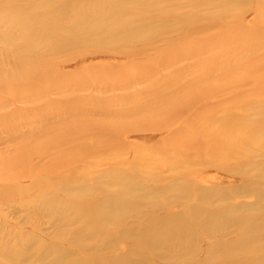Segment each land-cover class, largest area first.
<instances>
[{
	"label": "rangeland",
	"instance_id": "1",
	"mask_svg": "<svg viewBox=\"0 0 264 264\" xmlns=\"http://www.w3.org/2000/svg\"><path fill=\"white\" fill-rule=\"evenodd\" d=\"M13 1L14 3H18L23 0H10L12 3ZM41 1L43 5L51 2V0H46V3L45 0H40L39 2L38 0H35V2L33 0L31 2H37V4L42 7L43 5H41ZM98 1L100 2L105 0ZM107 1L109 0H106V4L109 3ZM118 1L119 0L116 1L117 3L115 7L114 5H111L100 8V10H102L100 11L101 14L98 16L96 15L97 17L95 18H101L102 22H100L99 25H96L97 27L91 25L90 29H88V34L87 31L85 34H81V27L80 30H78L79 27L71 22V18L74 15L72 13L74 12L73 7H71V9L65 10L63 15L61 14V19L66 21H57L56 19H53L54 21H49L50 25H47L49 30L48 33H61L62 38L64 39L60 45V48L58 47L57 49H52V54L47 56V58L53 62L52 69L54 74L60 78L59 81L66 85V93L61 94L58 89L50 88V92L45 91L40 95L38 94L34 101L16 102L12 99V95L0 91V264H228V262L231 264H240L238 261L240 259L241 264H256V261L257 264H264V235L260 237L256 236L253 234L252 230V227L259 226V224L264 223L261 220L264 216V183H262L264 181L263 142L261 144L263 147L255 146L257 149L252 148L251 151H249L250 153L247 152L246 154H243L242 158L247 159L246 162L248 163L251 157V160L254 159L252 160V163L250 162V164L245 166V169L243 170L236 166L229 168V171L219 170L212 166H203L199 163L201 160H204L203 157H198L195 155V153L188 152L191 161L182 163L179 166L180 169L186 170L187 173L178 174L172 178L170 172L165 167H155L150 170H145L143 168L141 169L139 167L140 164L137 161L144 159L145 156L141 158L142 156L140 155L142 153L136 152L129 148L123 149V151L120 153V157L115 161H109L110 164L104 163L98 165H87L85 161L91 163V160L102 159V156H104L103 151L107 147V134L105 132H99L97 134L93 130H86L84 142L88 147L96 149L95 151H88V153H86L87 156H85V158L87 160L83 158L76 160L73 162V164L67 167L60 168L54 173H49L48 176H42V174H36L35 176L31 174L30 167H46L52 160H58L57 158L61 156L63 151L70 150V153L72 155L75 154V156L80 153V150L77 147L80 133L72 132L68 135H61L64 125L70 118H65L67 115L64 113L61 114L64 109L61 107V101L65 102V104H70L68 107L70 110L83 113V115L85 114V116L90 119L96 117L99 108L108 111L114 109L132 108L134 105L132 102L134 99L133 93L135 92L136 88L131 87V89L128 90L115 87L112 88L113 86L110 83V79L114 76L130 77V68L124 67L126 63V59L123 57L124 53L129 54L131 51V54L134 53L132 57L150 56L156 54L157 52H162V50H167V47L169 48L174 44L176 36L182 29V24L178 19L171 16L168 17L166 15L168 12L177 11L174 13L180 14L181 16L184 15L183 17H187L188 15L190 16L191 14L198 12L197 16L194 17V22H191V33L194 31L193 35L197 38H203L210 35L213 36V33L217 34V32L222 29V27L225 28L226 25L230 24L232 21V23H235L237 26L243 27L245 29L254 28L256 30L255 36L259 35L257 37H260L261 35L260 38H264L263 0H233V2L232 0H228L225 4H220L221 2L219 0H215L216 2L213 0H143L144 2L142 0H123L122 2V0H120L119 3ZM230 1L231 5H228V7L227 4H230ZM1 2L0 8L3 7L2 9L8 8L10 5L9 0H5V4H2ZM31 2L24 0L23 3L30 4ZM78 2L81 3H78L77 5H82L81 0ZM85 2L83 0V4H88L87 6L85 5V10L87 12L81 14L78 13V15H81V18H84L88 24H93L95 21L92 22L93 17L90 16H93L91 14L95 13L97 10L95 8V1L85 0ZM139 2L141 4H139ZM193 2L195 3L194 5H192ZM181 3L184 4L181 5L182 8L180 7ZM245 3L247 4L245 5ZM134 4H137V6ZM164 4L165 6H163ZM200 5H202V7H200ZM235 6H237V8H235ZM198 7H200L201 10ZM203 7H206L205 10ZM212 7L213 10H211ZM144 8H146L148 11ZM174 8H176V10ZM107 9L109 11L111 10L110 12L119 13L124 9L126 12L123 11V16L126 14L124 17L127 16V20L131 19L130 21L133 20L132 22L138 25L133 26V23H131V28L136 31H140L141 29L142 32L146 30L148 36H146V34L138 39L134 38L131 41H121V39L117 36V33L120 31V29L118 27L117 29H113L111 27V29L108 23H104L107 22L106 19H108L106 18L107 16L103 14H107V12H105ZM168 9L170 11H168ZM186 9L189 12H187ZM69 10L71 13H69ZM164 10L166 13L164 12L165 14L163 18H160V16L153 18V14L155 12L157 13V11L160 12ZM218 10H222V13L226 12L227 14L221 15V17L219 14L221 12H218ZM150 11H152V13ZM216 13L219 14V16L216 15ZM139 15L141 18L143 17V19H140V17H138ZM207 15L209 18H207ZM212 15H216L213 17L218 19H213L210 17ZM0 18H3V14L1 13ZM134 18H136V20ZM154 19L159 23L156 22V24H154ZM135 21L138 22L135 23ZM1 22L3 23L4 21ZM2 23H0V68H5L10 66V64L13 62V59L11 56H9L10 50V52L21 53L20 56L23 55V52L17 48L18 45L16 40L9 39L8 36H12L9 35V26H7L5 23L2 25ZM160 24L161 26H159ZM51 25L53 27H51ZM206 25L208 26L206 27ZM62 26H64V29L68 27V30L67 28L66 30H62ZM148 27L150 29H148ZM108 30H110V32H108ZM170 30L172 31L170 32ZM70 31L73 32V34ZM99 31H102V34ZM168 31L169 33H166ZM65 33L67 35H69L68 33H71V35L68 37ZM151 33L158 37H152L153 34ZM103 36L104 38H102ZM6 37H8V40H6ZM51 38L52 39L49 40V43L53 44V41H55V39L58 37L54 35V40L53 37ZM5 41L7 42V47L9 48L6 47ZM93 41L97 42L96 44H100H98L99 48H97L98 46ZM166 43L168 44L165 45ZM62 44L66 47H63ZM37 45L34 50L41 51L44 48L43 43H37ZM133 45L136 48L133 47ZM229 45L230 44L224 46L223 48H230ZM103 46L106 50L103 49ZM158 46H160V48ZM146 48L149 50H146ZM17 49L19 51H16ZM60 49L61 52H59ZM213 49V51L210 50L212 53L208 52V54L210 53L212 55H216L217 52L220 53V49L218 47ZM263 52L264 49L261 51V53L258 52V55L260 54L257 57L259 60L264 59V54L262 57ZM230 53L228 52V55L232 57L235 51H231ZM25 55H27V53ZM27 56L34 58V60L37 58L36 52L34 51L31 53L28 52ZM53 57L56 58L53 60ZM177 58L174 63H172V65L166 69V71L162 68H158L156 69V73L158 75H162L164 72H182V69H184V73L181 75H186L188 73L186 68L189 66L191 60L189 58H185L184 55H177ZM175 63L177 65H174ZM233 79H238L236 80L237 90L234 88V85H229L225 87V93H227L228 96L231 94H236L237 97L238 95H242L236 100H233L231 104H235L236 102L234 103V101H238V104H244L246 108L245 110L238 113L236 123H238L240 127L244 128L253 124L255 125V122L259 121L258 125L260 124V126L263 125L264 127V116L262 117L264 114L261 113L264 112V88L257 90L260 91L259 94L257 91H253L251 93L252 79L249 78L248 75L245 78L244 74H235L234 78L232 77V80ZM218 81L220 80H213V83H217ZM140 86L139 84L135 85L137 89ZM228 87H231V89ZM254 92L256 94H254ZM252 94H254L256 97ZM215 98L216 99L211 97L208 101L213 102L218 99V97ZM139 99L142 100L144 98L140 97ZM242 99L245 100V102L242 103ZM247 103L251 104V106ZM58 112H60V115ZM227 112L228 111H217V113H221V116H228ZM255 113L258 114L256 115ZM228 114H230V112H228ZM224 124L226 125V122H224ZM95 133L98 137L93 135ZM165 133L166 132L133 131L129 132L122 138L127 142L148 147L152 144H155ZM114 139L115 138H113V140ZM43 143L46 144V146H44ZM29 146L42 147V153L32 154L30 152L27 158L25 157L22 160H11V158L17 156L21 148L26 149L29 148ZM252 151L255 154H253ZM198 158L200 159L197 160ZM258 161L261 162L259 163V166L257 163ZM224 162L226 165H228L231 161L230 159L226 158L224 159ZM251 164H255V166L253 165L255 169H251ZM82 165L85 167L84 171L87 174V178L83 183L84 186L81 187L77 184H74V181H77L75 180V173L79 171L80 168H82ZM248 167L250 168L248 169ZM107 170L109 171L107 172ZM245 171L248 172L246 173ZM239 172L240 174H244L246 176L245 183L240 179ZM56 173L72 180L73 183L72 181H69L71 183L68 184L71 186H66L64 190L55 187L54 183L55 181H58L56 179ZM259 174L260 176H258ZM69 176H73V179L72 177L68 178ZM113 176L115 177V180ZM38 177L41 179L37 185L35 183L34 185L32 182ZM116 183L119 185V187L115 185ZM73 184L75 186H73ZM80 189L82 191H80ZM105 189H107V191ZM255 189L258 191V196L262 197H258V201L256 197H254ZM108 190H111V192L114 190L115 192H119V194L121 193L119 202L115 203L113 201V196L110 195L111 192ZM155 192L158 193L156 194ZM155 195L158 197H155ZM86 197H91L92 201H89L86 199ZM152 198L155 199L153 200ZM107 199L109 202H111V205L106 202ZM94 201L97 203V220H99V222H96L97 220L95 221L89 216L90 207ZM82 202L88 203L86 206H84ZM125 202H131L132 204H124ZM101 203L104 206L101 207ZM106 206L109 209L104 208ZM116 206L118 207V210ZM135 208H138V211ZM158 209L160 211H158ZM75 212H77V214ZM80 214L85 215H81V218ZM119 214H121V216ZM134 216L137 217L135 218ZM130 217L131 220L129 222ZM86 221H89L88 223L90 224L86 223ZM156 222H159L160 225ZM153 223H155L157 226H154ZM161 225L163 227H161ZM104 226H106V228ZM167 229L172 231V233L174 231L176 235L174 233V235L169 234L170 231ZM186 229L188 231H185ZM245 230H247V232ZM93 232L97 233L94 234ZM179 233L181 236H183L181 237ZM142 234L145 235V237ZM158 234L160 237L162 236L161 238H163L160 241L159 239L161 238L158 237ZM142 237H144L145 241H141L143 239ZM146 238H148L149 242H147ZM177 240L180 241L176 242ZM167 241L170 243L169 246H167L169 244ZM145 242L147 247L144 246L146 244H143ZM157 242L163 245H158ZM152 243L157 244L158 246L153 245ZM151 248L153 249L152 251L150 250ZM158 255L162 258L160 259ZM225 255L230 256L226 257ZM251 258L255 261H253ZM258 258L262 259L260 260ZM234 259H236L237 262Z\"/></svg>",
	"mask_w": 264,
	"mask_h": 264
},
{
	"label": "bare ground",
	"instance_id": "2",
	"mask_svg": "<svg viewBox=\"0 0 264 264\" xmlns=\"http://www.w3.org/2000/svg\"><path fill=\"white\" fill-rule=\"evenodd\" d=\"M1 1L2 0H0V2ZM4 1H2L1 3L3 4ZM25 1H27V0H25ZM28 1L31 2L33 0H28ZM39 1L40 0H38V2ZM78 1L79 0H51L50 3H47L45 5H43V3L41 1L40 2V3H42L41 5L44 6V8H43V6L42 7L39 6V4H37V2L34 3L35 0H34V2H31L30 4H28L29 2L23 3L24 0L21 2H18V3H14V1L12 3L9 0L10 5L8 8H4V9H2L3 7L0 8V13L3 14V18H0V23H2L1 21H4L3 23H5L7 26H9V32L10 33L9 32L8 33H9V35H12V36H8L9 39L16 40L17 45H18L17 48L23 52L22 53L23 55L20 56L21 53L10 52L11 50L9 51V56H11V58L13 59V62L8 67L0 68V91H3L5 93L12 95V99L16 102H23V101L24 102H26V101L31 102L32 100L34 101V99L37 97L38 94L40 95L41 93H44L45 91L50 92L49 91L50 88L51 89L52 88L58 89L61 94L66 93V91H67L65 88L66 85H64L63 82L59 81L60 78L56 74H54V71L52 69L53 62H51L52 60H48V58H47V56L52 54V52H51L52 49H57L58 47L60 48V45L64 41V39L62 38L61 33L60 34L57 32L56 33L53 32L51 34L48 33L49 30L47 28L48 27L47 25H50L49 21H54L53 19H56L57 21H60V20L66 21V20H62L61 16L63 15L65 10L71 9V7H73L74 12H72V13L74 15L72 14L73 16L71 18L72 19L71 22L74 25L79 27V29L77 27L78 30H80V27H81V30H80L82 32V33L80 32L81 34H85L86 31L88 34V29H90L91 25H94L95 27H97L96 25H99V23L102 22L101 18H99L101 21L99 19L95 18L99 14H101L100 11H102V10H100V8H102L103 6L106 7V6H111V5H114V7H115L116 3H117L116 2L117 0L116 1L115 0H109V1H107V2H109L107 4H106V0L100 1V2L98 0H93V1H95V4H96L95 8L97 10L95 13H92V14L90 12L89 13L91 15H93V16H90V17H93V20L91 19L92 22L93 21H95V22L93 24H90V23L88 24L84 18H81V15L80 16L78 15V13L81 14V13L87 12L85 9H86V6L88 4L87 5L83 4V0H81L82 5H77L79 3ZM119 1H118V3H119ZM172 1H174V0H172ZM213 1H215V0H213ZM219 1L221 2L220 4H225V3H227L226 1H228V0H219ZM239 1H241V0H239ZM84 2H85V0H84ZM122 2H123V0H122ZM232 2H233V0H232ZM45 3H46V0H45ZM160 3L162 4L161 1H160ZM210 3H212V2H210ZM2 4H1V6H2ZM139 4H141V3L139 2ZM182 4L183 3L180 4V7ZM194 4L195 3L193 2L192 5H194ZM246 4L247 3H245V5ZM134 5L137 6V4H134ZM228 5H231V1H230V4H227V6ZM38 6H39V8L37 9ZM118 6H119V4H118ZM163 6H165V4ZM227 6H225V7H227ZM126 7H128V6H126ZM200 7H202V5H200ZM200 7H198V8L200 9ZM223 7H224V5H223ZM194 8H196V7H194ZM205 8H204V10H205ZM217 8H218V6H217ZM235 8H237V6H235ZM144 9H146V8H144ZM174 9L176 10V8H174ZM190 9H192V8H190ZM165 10L160 11V12L157 11V13L153 12L154 13L153 18L158 17V16H160V18H163L164 14L166 13ZM211 10H213V7L211 8ZM222 10H223V8H222ZM222 10H220V11L218 10V12H221V13H219L220 16L223 14L226 15L227 13L226 12L222 13ZM58 11H60V12H58ZM61 11H63V12H61ZM75 11H78V12H75ZM110 11L107 9V11H105V12H107V14L103 13L104 15L107 16V17L106 16L105 17L108 18V19H106L107 22H104V23H108L110 25L109 26L110 28L112 27L113 29L114 28L117 29V27H118L120 29V31L117 33V36L121 39V41H124V42L131 41L134 38L138 39V38L142 37L143 35L147 34L146 30L142 32L141 29H140V31H136V30H133V28H131L132 26H130V24L133 23L132 22L133 20L132 21H130L131 19L127 20L128 19L127 16L124 17L126 14L123 16V13L126 12V11H124V9H123L124 12L122 10L121 11L119 10L120 13L119 12H110ZM152 11H150V12L152 13ZM168 11H170V10L168 9ZM174 12H177V11H174ZM174 12L171 11V12H168L166 14L168 17L171 16V17L178 19L182 24V29H181L180 33H178V35L176 36L174 44L171 45V47H169V48L167 47L166 48L167 50H162V52H157L156 54H153L150 56L132 57V55L134 53L131 54L130 53L131 51L129 52V54H131V55H129L128 53H126V54L122 53L123 57L126 59V63H125L124 67L130 68L131 75H130V77H127V76L115 77L114 76L110 79V83L113 86L112 88L115 87V88H119V89H123V90L131 89V87L136 88L135 92L133 93L134 99L132 100V102L134 103V105L132 106V108L131 109L130 108L129 109H114V110H109V111L102 109V108H99L96 117L93 119H90V118L86 117L85 114L83 115V113H78L76 111L70 110L68 108L70 104H65V102L61 101L63 104V105L61 104V107L64 108L63 111L61 112V114L62 113L66 114L67 116L65 115L66 116L65 118L70 117L67 120V123L64 125V128L62 129L61 135H64V134L68 135L69 133H72V132L80 133V138H79V141L77 144V147L80 150V153L77 156H75V154L72 155L70 153L71 152L70 150L63 151L61 153V156H59V157L57 156L58 160H56V159L52 160L49 163V165H47L46 167H41V166L30 167V172L32 175L36 176V174L37 175L42 174V176H48L49 173H54V172H56V170H58L60 168L67 167V166L73 164V162L76 160H80L81 158L87 160L85 158V156H87L86 153H88V151H91V152L93 150L95 151L96 149L88 147L87 144L84 142L85 141L84 135H85L86 130H93L97 134L99 132H105L107 134V138H106L107 147L103 151L104 156H102V159L91 160V163L85 161L87 165H90V164L98 165V164H104V163L108 164L109 161L110 162L115 161L116 159H118L120 157L121 151H123V149H125V148H127V149L129 148V149H132L136 152L142 153L140 155V156H142L141 158H143L145 156L144 159H142V160L140 159L137 161L140 164L139 167L141 169L143 168L145 170H150V169L155 168V167H157V168L158 167H160V168L165 167L170 172L172 178L178 174H186L187 173L186 170L180 169L179 166L182 163L191 161V158H190V155H188V152L195 153L196 156L204 158V160H201L199 162L200 165L212 166V167H215L216 169L224 170V171H229L230 170L229 168H231L233 166L239 167L241 170H243V169H245V166L250 164V162L252 163V160H254V159L251 160L252 157L250 158L249 163L246 162L247 159H243L242 157H243L244 153L246 154L247 152L251 151L252 148H256L257 146L263 147L261 144H262V142L264 143V127H263V125H261V126H260V124L258 125L259 121L255 122L256 123L255 125L253 124L249 127H244V128L240 127L239 124L236 123L237 122L236 119H237L238 113L240 111H243L246 109L245 105L241 104V103L238 104L237 103L238 101H234V103L236 102L235 104H231V102H233V100H236L237 98H239L242 95L239 96L237 94L238 95V97H237L236 94H231L230 96H228L227 93H225L226 90H224V89H225V87H227L229 85H232V86L234 85V88L235 89L237 88V81L236 80H238L240 78L235 79V80L233 79L234 80L233 81L232 77L234 78L235 74H237V75H239V74L243 75L244 74L245 78L248 75V77L252 79L251 80L252 81L251 82V86H252L251 93L253 91L260 90V88H264V59L259 60L257 58L260 55V54L258 55V52L261 53V51H263V49H264V40H263L264 38L261 39L260 38L261 35H260V37H257L259 35L255 36L256 30L254 28L253 29L252 28L245 29L243 27L237 26L235 23H232L233 21L230 22V24L226 25L225 28L222 27V29H220L217 32V34L213 33V36L210 35V36H205L203 38H199V37L197 38L193 35L194 31L191 33V30H192L191 22H194L193 21L195 19L194 17L197 16L198 12L194 11L197 13L191 14L190 16L188 15L189 17L188 16L183 17L184 15L181 16L180 14H177ZM187 12H189V11L187 10ZM207 12H209V11H207ZM69 13H71L70 10H69ZM56 14H57V16H56ZM110 14H112V15H110ZM127 14H128V12H127ZM219 14L216 13V15H218V16H219ZM201 15H203V14H201ZM216 15H212L210 17H212L213 19H218V18L213 17ZM105 17H103V18H105ZM138 17H140V15ZM43 18H45V19H43ZM66 18H68V17H66ZM207 18H209V16ZM225 18H226V16H225ZM132 19H133V17H132ZM134 19L136 20V18H134ZM140 19H143V17L142 18L140 17ZM138 21H135V23ZM141 21H143V20H141ZM151 21H152V19H151ZM153 21H155L154 24H156V22H158L155 19ZM69 22H70V18H69ZM3 23H2V25H3ZM220 23H222V22H220ZM175 24H178V23H175ZM135 25H137V24L133 23V26H135ZM143 25H145V24H143ZM164 25H165V23H164ZM199 25H197V26H199ZM213 25L215 26L214 23H213ZM159 26H161V24ZM166 26H169V25H166ZM207 26L208 25H206V27ZM216 26H217V24H216ZM51 27H53V26L51 25ZM201 27H202V24H201ZM66 28L68 30V27H66ZM66 28L64 29V26H62L61 29L66 30ZM151 28H152V26H151ZM160 28H162V27H160ZM211 28H212V26H211ZM74 29H75V27H74ZM148 29H150V28L148 27ZM164 29H165V27H164ZM72 30H73V27H72ZM172 30H170V32ZM160 31H161V29H160ZM160 31H159V33H160ZM197 31H198V29H197ZM5 32H4V35H5ZM62 32H64V31H62ZM99 32L101 33L102 31H99ZM108 32H110V30H108ZM147 32H149V31H147ZM71 33L73 34V32H71ZM71 33H68V34L71 35ZM80 33H78V34H80ZM114 33H115V31H114ZM166 33H169V31ZM211 33H212V31H211ZM93 34H95V33H93ZM151 34H153V33H151ZM54 35L57 36L58 38H56L55 41H53L55 44L51 41L54 44V46H53V44L49 43V40L52 39L51 37H53V40H54ZM69 35H67V36L69 37ZM110 35H111V33H110ZM149 35H150V33H149ZM196 35H197V33H196ZM72 36H70V37H72ZM146 36H148V34ZM154 36L155 35L153 34L152 37H154ZM8 37H6L7 38L6 40H8ZM92 37H94V36H92ZM115 37H116V35H115ZM155 37H158V36H155ZM102 38H104V36ZM109 38H110V36H109ZM120 39H118V40H120ZM97 41H99V40H97ZM121 41H119V42H121ZM2 42H3V40H2ZM87 42H85V43H87ZM93 42H95V41H93ZM106 42H107V40H106ZM140 42H142V41H140ZM5 43H6V47H7V42L5 41ZM14 43H16V42H14ZM37 43L38 44L39 43L44 44L43 45L44 48L41 51L34 50ZM96 43L97 42H95V44ZM108 43H110V42H108ZM146 43H149V42H146ZM227 43L230 44L229 45L230 48H227V49L223 48L224 46L228 45ZM10 44H12V43H10ZM90 44H91V42H90ZM92 44H94V43H92ZM98 44H96V45L98 46ZM154 44H155V42H154ZM167 44L168 43H166L165 45H167ZM9 46H11V45H9ZM37 46H39V45H37ZM51 46H53V47H51ZM62 46H63V44H62ZM104 46H103V49H104ZM131 46H132V43H131ZM133 47H135V46L133 45ZM145 47H147V46H145ZM158 47L160 48V46H158ZM215 47L216 48L218 47L220 49V53L217 52L216 55L210 54V53H212V52H210V50L213 51L214 50L213 48H215ZM7 48H9V47H7ZM97 48H99V46ZM18 49L16 51H19ZM147 49L148 48H146V50ZM104 50H106V49H104ZM33 51L36 52V55H37L36 56L37 58L35 60H34V58L27 56L28 52L31 53ZM126 51H127V48H126ZM231 51L232 52L235 51V53L232 55V57L228 55V52L230 53ZM59 52H61V49ZM208 52H210V53L208 54ZM26 53H27V55H25ZM263 54H264V52L262 53V57H263ZM177 55H184L185 58H189L191 60L190 63L188 62L189 66L188 67L186 66L187 67L186 70L188 72L187 74L185 73L186 75H181L182 73H184L183 72L184 69H182V72L169 71L166 73L165 72L162 73V75H160V74L158 75L156 73V69H158V68H160V69L162 68L166 71V69H168L172 65V63H174V61L177 58ZM233 56H236V57H233ZM54 58H56V57H53V60H54ZM55 62H56V60H55ZM174 65H177V64L175 63ZM160 69H159V71H160ZM239 77H242V76H239ZM217 79L220 81H218L217 83H213V80H217ZM248 82H250V81H248ZM137 84H139V86L140 85H142V86H140L137 89V87H135V85H137ZM229 89H231V87ZM259 92L260 91H257L258 94H259ZM254 94H256V93L254 92ZM254 94H252V95H254ZM262 94H263V92H262ZM260 96H258V97H260ZM140 97H143L144 99L141 100V99H139ZM211 97H213L214 99H216L215 97H218V99L213 101V102H209L208 100ZM242 100H241L242 103L245 102V100H243V101ZM255 100H254V102H255ZM247 104H246L247 107H248V105L251 106V104H248V105ZM253 105H254V103H253ZM263 108H264V104H263ZM217 111L218 112L219 111H221V112L222 111H228V112H230V114H228V112H227L228 116H221V113H217ZM59 113L60 112H58V114ZM261 113L264 114V112H261ZM253 115H254V113H253ZM263 116L264 115H262V117ZM65 118H63V119H65ZM248 118H249V115H248ZM258 120H260V119H258ZM224 122H226V125L224 124ZM133 131H151V132H166V133L163 136H161L155 144H152L148 147H143V146L136 145L132 142H127V141L123 140V138H122L123 136H125L129 132H133ZM83 132H84V134H83ZM96 133L93 135L97 136ZM113 138H115V139L113 140ZM43 145L46 146V144H44V143H43ZM41 150H42V147L40 148L39 146H34V147L29 146V148H26V149L21 148L19 150V153L17 154V156H14L13 158H11V160H22L25 157L27 158V156L29 155L30 152L32 154H40V153H42ZM143 153H145V154H143ZM148 153H150V154H148ZM253 154H255V153L253 152ZM226 158L230 159V161H231V162H229L228 165H226L224 162V159H226ZM137 159H139V158H137ZM199 159L200 158H198L197 160H199ZM257 163L259 166V163H261V162L258 161ZM253 165L255 166V164H253ZM253 165L252 164L250 165V167L252 166L251 169L254 168ZM250 167H248V169ZM140 168H138V169H140ZM256 168H257V166H256ZM84 170H85V167L82 165V168H80L79 171H77V172L74 171V172H76L75 173L76 174L75 180H77V181H74V184H77L78 186H81V187L84 186L83 183L85 182V179L87 178V174L85 173ZM108 171L109 170H107V172ZM110 174H112V173H110ZM260 174L258 176H260ZM239 175H240V179L245 183L246 182V180H245L246 176L244 174L243 175L240 174V172H239ZM73 176H69L68 178L72 177V179H73ZM56 177H57L56 179L58 181H55L54 185L58 189L64 190L66 186H71L68 184H70L71 182H69V181H72V180L67 179L65 176H62V175L57 174V173H56ZM145 177H146V175H145ZM255 178H256V176H255ZM40 179H41L40 177L35 178L32 183L33 184L35 183L37 185L39 183ZM114 180H115V177H114ZM86 182H87V180H86ZM114 182H113V185H114ZM72 183H73V181H72ZM262 183H264V181ZM74 184H73V186H75ZM115 185L119 187V185L117 183ZM105 186H106V184H105ZM108 186H109V184H108ZM67 188H69V187H67ZM111 188H113V187H111ZM76 189H78V188H76ZM101 189H103V188H101ZM105 190L107 191V189H105ZM80 191H82V190L80 189ZM108 191L111 192V190H108ZM164 191H165V189H164ZM163 192H160V193H163ZM120 194H119V192H115L114 190L110 193V195L113 196L112 199L115 203L119 202V200L121 198ZM258 195H259L258 191L255 189L254 197H256L257 201H258V197H261ZM90 196H91V194H90ZM104 196H105V194H104ZM132 196H133V194H132ZM87 197H86V199H88L89 201H92L91 197L90 198H87ZM155 197H158V196L155 195ZM124 198H126V197H124ZM83 199H84V197H83ZM108 199L106 202L108 204H110L111 202H109ZM152 199L154 200L155 198H152ZM83 201H85V200H83ZM261 201H263V200H261ZM82 203L84 206H86V204L88 202H82ZM124 204H132V203L131 202L130 203L125 202ZM84 206H82V207H84ZM102 206H104V205L102 204L101 207ZM104 208L109 209L107 206ZM116 208L118 210L117 206H116ZM260 208H262V207H260ZM114 209H115V207H114ZM135 209H137V211H138V208H135ZM149 209H151V208H149ZM120 210H123V209H120ZM73 211H75V210H73ZM84 211H85V209H84ZM110 211H111V209H110ZM110 211H108V212H110ZM158 211H160V210L158 209ZM255 211H257V210H255ZM105 212H107V211H105ZM75 213L77 214V212H75ZM89 213H90L89 216L93 220L96 221L98 218V211H97V203L95 201L91 205ZM114 214H116V213H114ZM81 215L84 216L85 214L84 215L80 214V216ZM119 215L121 216V214H119ZM76 216H78V215H76ZM82 216H81V218H82ZM132 216H133V214H132ZM83 218H85V217H83ZM144 218H145V215H144ZM123 220H125V219H123ZM130 220H131V217L129 219V222H130ZM261 220L264 222V216L262 217ZM120 221H121V219H120ZM132 221H133V218H132ZM88 222L86 221V223H88ZM96 222H99V220H97ZM101 222H100V224H101ZM156 223H158L160 225L159 222H156ZM88 224H90V223H88ZM153 225L157 226V225H155V223H153ZM181 226H183V225H181ZM104 227L106 228V226H104ZM161 227H163V226L161 225ZM164 228H166V227H164ZM90 229H92V228H90ZM95 229H97V228H95ZM167 230H169V229H167ZM252 230H253L254 235L259 236V237L263 236L264 235V223L259 224V226L252 227ZM185 231H188V230L186 229ZM245 231L247 232V230H245ZM95 233H97V232H95ZM173 233H174V231H173ZM173 233H172V231H170L169 234H173ZM101 234H99V235H101ZM174 234L176 235V233H174ZM179 235H180V233H179ZM143 236L145 237V235H143ZM154 236H155V234H154ZM144 237H142L143 239L141 241H145ZM158 237H160V235ZM181 237H180V240H181ZM148 238H146L147 242H149ZM162 239L163 238L159 239V241ZM261 239H263V238H261ZM179 241L177 240L176 242H179ZM164 243H166V242H164ZM143 244H146V242ZM159 244L163 245L161 243H158V245ZM148 245H149V243H148ZM153 245H157V244H153ZM169 245H170V243L167 246H169ZM144 246L147 247V244ZM172 246H173V244H172ZM175 246H176V243H175ZM145 250H147V249H145ZM150 250L152 251L153 249L151 248ZM158 250H160V249H158ZM158 250H156V251H158ZM173 250H174V248H173ZM247 252H248V250H247ZM232 254H230V255L233 256ZM230 255H228V256H230ZM228 256H226V257H228ZM159 257H158V259H159ZM161 258L162 257H160V259ZM171 259H172V257H171ZM258 259L261 260L262 258H258ZM234 260L236 261V259H234ZM238 261L241 264V259ZM253 261H255V260H253ZM171 263H172V261H171ZM233 263H234V261H233ZM228 264H231V263L228 262ZM256 264H257V261H256Z\"/></svg>",
	"mask_w": 264,
	"mask_h": 264
}]
</instances>
